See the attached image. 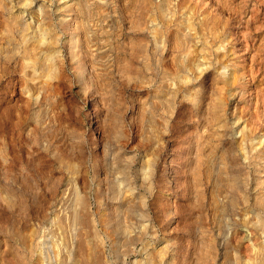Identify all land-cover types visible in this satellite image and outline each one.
Returning a JSON list of instances; mask_svg holds the SVG:
<instances>
[{"label":"rangeland","instance_id":"1","mask_svg":"<svg viewBox=\"0 0 264 264\" xmlns=\"http://www.w3.org/2000/svg\"><path fill=\"white\" fill-rule=\"evenodd\" d=\"M263 247L264 0H0V264Z\"/></svg>","mask_w":264,"mask_h":264},{"label":"bare ground","instance_id":"2","mask_svg":"<svg viewBox=\"0 0 264 264\" xmlns=\"http://www.w3.org/2000/svg\"><path fill=\"white\" fill-rule=\"evenodd\" d=\"M5 6V5H4ZM188 28V27H187ZM212 35V34H211ZM262 99V98H261ZM243 135V134H242ZM264 248V247H263ZM254 255H255V257L257 258V257H259V255H260V250L259 249H257L254 253H253ZM251 255V254H250ZM253 255V256H254ZM254 257V258H255ZM262 257H264V256H262ZM258 259V258H257ZM252 260H254L253 258H252ZM256 260V259H255ZM260 260V259H259ZM235 262H237L236 260H235ZM233 263V262H232ZM232 263H228V264H232ZM248 263V262H247ZM250 263V262H249ZM251 263H254V264H259L260 263V261H259V263H258V261L256 260V261H252ZM234 264V263H233Z\"/></svg>","mask_w":264,"mask_h":264}]
</instances>
